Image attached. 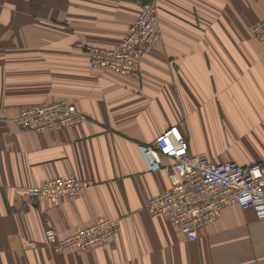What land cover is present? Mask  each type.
Listing matches in <instances>:
<instances>
[{"label":"crops","instance_id":"0c3cea01","mask_svg":"<svg viewBox=\"0 0 264 264\" xmlns=\"http://www.w3.org/2000/svg\"><path fill=\"white\" fill-rule=\"evenodd\" d=\"M144 1L156 5L162 43L139 75L92 70L85 49L120 44ZM263 19L264 0H0V264H264L254 210L225 208L195 242L149 215L170 182L140 152L177 127L190 154L264 171V45L251 34ZM58 101L84 121L44 135L12 121ZM67 178L89 185L75 197L28 196ZM100 220L120 223L103 247L46 243L48 229L63 239Z\"/></svg>","mask_w":264,"mask_h":264},{"label":"built area","instance_id":"2783aa9c","mask_svg":"<svg viewBox=\"0 0 264 264\" xmlns=\"http://www.w3.org/2000/svg\"><path fill=\"white\" fill-rule=\"evenodd\" d=\"M253 38L264 45V19L251 29ZM162 43L158 14L154 1L140 4V13L128 35L115 47H87L92 70L107 69L136 77L140 60ZM12 121L22 130L48 134L73 128L84 121L76 107L58 101L18 111ZM150 171L163 170L170 188L148 200L145 210L152 217L169 221L186 238L195 242L198 231L215 222L229 206L254 210L264 218V171L260 164L242 167L235 162L214 164L206 155H192L189 145L177 127H170L150 146L140 147ZM169 159L164 164L162 159ZM88 182L76 178L53 179L30 187L28 196L36 199H63L78 196ZM117 220H100L59 239L53 229L45 233L46 243L57 253L71 250L89 251L103 247L115 236Z\"/></svg>","mask_w":264,"mask_h":264}]
</instances>
